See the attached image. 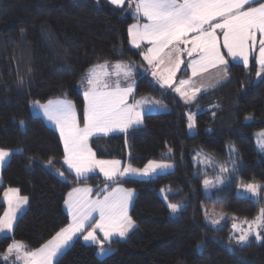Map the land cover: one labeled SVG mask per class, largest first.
I'll return each mask as SVG.
<instances>
[{
  "label": "trees",
  "instance_id": "1",
  "mask_svg": "<svg viewBox=\"0 0 264 264\" xmlns=\"http://www.w3.org/2000/svg\"><path fill=\"white\" fill-rule=\"evenodd\" d=\"M131 5L128 0L119 7L109 0H0V148L13 150L0 168V214L6 207L3 189H19L28 197L11 234L0 236V256L13 240L34 250L67 227L63 202L71 187L88 184L99 192L118 183L135 190L128 210L134 228L109 241L113 251L102 259L97 246L78 236L54 264H264V239L251 237L238 245L229 220L214 226L204 219L211 209L244 219L264 209V154L254 138L264 129V72L255 79L253 59L247 66L230 61L227 78L191 102L135 72V96L162 99L167 110L146 113L140 126L90 142L99 159H122L136 167L153 159L174 164L149 178L74 177L63 166L57 130L30 112V101L63 96L74 102L82 123L84 101L77 85L94 63L124 59L141 66L142 54L128 43ZM189 113L196 114L193 134L187 130ZM198 150L213 161L194 163ZM219 174L224 183L205 195V179ZM252 183L260 186L256 198L238 193ZM167 201L182 204L176 215Z\"/></svg>",
  "mask_w": 264,
  "mask_h": 264
},
{
  "label": "snow or ice",
  "instance_id": "2",
  "mask_svg": "<svg viewBox=\"0 0 264 264\" xmlns=\"http://www.w3.org/2000/svg\"><path fill=\"white\" fill-rule=\"evenodd\" d=\"M125 2L126 0H110L111 4L118 7L123 6ZM128 3L131 4V0H128ZM253 3L258 6H251ZM136 12L142 14L147 19V23L142 27L130 25L129 35L137 47H139V40H148L153 44L148 52L154 55H145L149 64H152L154 59H157L160 64L165 63V60L161 58V53H164L165 49H170L167 53V63L170 65L169 75L162 79V86H171L172 77L184 63L180 59L184 51H187L188 56L198 52V59L189 63L193 76H196L198 72H206L208 67L215 68L220 65L223 70L221 79L227 78L228 60L221 52V47L227 49V55L233 60L240 58L247 66L250 52L255 49L257 43V32L261 37L257 63L261 66V71H264V3H260L259 0H137ZM217 18L221 22L212 23ZM216 29L223 30L222 46L216 35ZM189 33H197V35L193 36L190 41L192 47L186 50L180 45L189 42L185 39ZM173 54H175L174 59ZM104 67L106 65L94 66L91 70L92 75L88 78L89 89L84 93L87 103L83 114V128L79 127L75 106L71 101H49L47 105L41 106L45 115L59 128L64 143L65 161L70 168L75 169L78 176L99 167L100 171L110 180L130 173L148 175L158 168L169 167L170 165L167 164L149 161L144 169L127 167L120 171L119 161L96 160L95 154L87 148V140L92 135L107 134L116 130L124 131L129 126L142 122L141 113L135 111V105L126 103L127 96L133 91L131 84L123 89L118 81L115 86L110 85L101 75L95 73V68ZM115 68L118 70L117 77L122 74L125 79L130 78L132 70L127 64L118 62ZM153 75L156 76L157 73L153 72ZM257 75H260V72ZM188 83L189 81H180L181 85ZM218 83L219 81H216L209 87H215ZM176 91L188 100L195 98V93L201 91V88H194L191 97L180 87L176 88ZM191 127H193L192 117L189 116V128ZM9 155L8 150L0 148V165ZM204 183L207 185L209 181L205 180ZM259 188L260 186L256 184L246 185L247 191L254 195L257 194ZM81 191L87 193L91 189H74V192ZM18 193L19 189L14 188H9L4 193V198L8 202V210L0 215V233L7 234L13 231L17 213L22 210L24 204L28 203V197H19ZM131 195V190L125 191L118 188L114 189L113 193L105 195L102 200H89L82 197L72 201V193H69L70 199L66 200L65 204L68 205L72 214L73 222L70 225L62 228L38 249L28 251L21 241L13 240L8 245L7 252L9 254L15 252L17 259H23L24 264H53L76 233L86 232L84 240L99 243L100 253H106L110 249L103 247L104 241L97 240L96 231H102L106 240L113 235L120 237L127 235L135 223L127 211ZM169 207L175 212L178 205L170 204ZM93 213L99 214L98 220ZM252 223L256 224L257 230L252 228ZM260 228H264V209H261L260 217L250 223L249 229L242 231L235 238L236 244H246L252 235H255L258 241L264 239V235L258 230ZM7 258L5 256V259Z\"/></svg>",
  "mask_w": 264,
  "mask_h": 264
},
{
  "label": "rangeland",
  "instance_id": "3",
  "mask_svg": "<svg viewBox=\"0 0 264 264\" xmlns=\"http://www.w3.org/2000/svg\"><path fill=\"white\" fill-rule=\"evenodd\" d=\"M133 1L135 2V0H133ZM260 3H264V1H261ZM132 4L133 5H131L132 6L131 9L130 8L126 9L134 17V20L131 23H129L128 28H129L130 25H133V24L141 25V27H142L143 24L147 23V19L145 17H141V15L139 16L138 15L139 13L136 12V9L134 8L136 6V2L132 3ZM251 6L256 7L258 5L257 4H252ZM245 7H247V6H245ZM219 22H221V21H220L219 18H217L212 23H219ZM193 34L194 33H189L188 34V36L185 39L187 41H189V42L186 43V44H181L180 45L181 48H184V49L187 50V49H190L192 47V44H191L190 41L192 40L193 36L197 35L196 33L194 35ZM216 35L219 38L220 45L222 46V44H223V30L216 29ZM260 38H261L260 34H259V32H257V34H256L257 43H256V46H255V49L252 50L250 52V55H249V63H250L251 59H253L255 61V63H256L255 79H258L261 76V74L264 72V71H261V66L259 65V63H257V57L259 55V40H260ZM144 41L147 42L148 40H144ZM152 47H153V44L150 43V45H143L142 47L137 48L138 52L140 51L139 53L142 54V56H141L142 57V61L139 63V65H141L143 67H141V66L137 67V65L135 67L134 64L131 65L130 62H128L127 60H124V59H117L115 61H104L102 63H94L88 70V76H83L82 80L77 85L78 90H80L81 93H82V99L84 101V108H85V105L87 103V101L85 100V97H84V93L86 91H88V89H89L88 78L92 75V71L91 70H93V67L96 66V65H105L108 62L111 63L109 66L106 65V67H104V68H95V73L101 75L102 78L105 81H107V83H109L112 86H115L117 81L119 82V85H120V87L122 89L123 88H127L131 84V86L133 88V91L127 96L126 103L128 105H135V111L141 113L142 122L139 123V124H133V125L129 126L127 128L128 130H129V128L137 127V126H140L141 124H143L144 123V121H143V115L144 114H146V113L148 114V113H151V112H162L163 110H167V106L162 101V99L154 98V97H151V96L150 97L142 96V97H139V98L137 96H135V93H134L135 88L134 87H135V83L137 82V79H136V76H135V72L147 73L148 76L152 77L153 81H155V83L157 84L158 87L168 88L169 90H171L172 92L177 94L183 101L185 100L186 102H191L195 98L186 100L185 97L181 96L180 92L176 91V88L180 87L182 89V91L186 92L188 94V96H190V97L193 96V89L194 88H201V91L195 93V97H197V95L200 94L201 92L205 91L208 88H211V87H209L210 84L216 83V81L220 82V81L223 80V79H221V77L223 76V70H222V66H220V65H217L215 68L208 67L206 72H202V73L198 72L196 76H193L192 68L189 66V63L192 60L198 59V52H194L192 56H188L187 51H184L180 55V59L183 60L184 63H182L180 65V68L175 72V75L172 77L171 86L170 87L167 86V85L162 86V79L169 75L168 68L170 67V65L167 63V59H168L167 53L169 52L170 49H165L164 53H161V58H163L165 60V63L160 64L157 59H154L153 63L149 64L148 60L145 59V55H148V56L152 55L151 53H149V52L147 53L146 52V50L148 51V49L152 48ZM221 52L225 55V59L228 60V63L230 61H235V62L239 61V62L243 63L242 59H240V58H237V59L233 60L232 57L227 55V49H225L223 47H221ZM174 58H175V54H173V59ZM118 62L122 63V64H127L131 68L132 74H131L129 79H125L122 74L119 77H117L116 73H117L118 70L115 68V65ZM153 72H156L157 75L154 76ZM258 72H260V75H257ZM181 80L189 81V83L185 84V85H181L180 84ZM201 86H203V87H201ZM56 100H67V101H70V100H68L66 98H63V97H61V98L60 97H52V98H50L49 100H47L45 102L30 101L29 102V104H30V106H29L30 112L33 115H38V116L39 115H43V117L45 118V120H46V122L48 124H50V125L53 124V125L56 126V123L53 120H50L45 115L44 110L41 107L42 105H47L49 101H56ZM137 101H139L140 103L137 104L136 103ZM72 104L75 106L74 102H72ZM75 112L77 114L79 127H81V125H80L81 121H80L79 113L76 110V107H75ZM83 112H84V109H83ZM194 115H196V114L195 113L187 114V119H188L187 130L191 134L196 132L195 119H193ZM189 116L192 117L193 127H191V128H189ZM82 121H83V117H82ZM120 132H123V131L116 130V131H113V132H109L107 134L99 133V134H95V135L90 136L91 138L89 140H87L88 149H90L91 152L94 153V150H93V148H92V146L90 144V141H91L92 138H96L98 136L106 137L107 135H110V134L114 135V134H118ZM254 138H255L256 149H258L259 152L264 154V129H260V130L255 131ZM7 150L10 152V154H11V152H13V150H10V149H7ZM7 160H8V157L6 158L5 162L2 165H0V168L7 162ZM103 160H108V159H103ZM113 160L120 162L119 165H118L120 171H123V169H124L122 166H124L125 168L131 167V168H136V169H144L145 165H147L149 161H153V162L158 163V164L170 165L169 167H166V168H158V169H156V171L151 172L148 175H143V174H140V173H130V174L125 175V176H118V178H120V177H136V178H139V179L149 178L151 176H154V174L165 173L167 171H171L174 168V164L172 162L168 161V160H156V159L148 160L142 165V167H136V166L130 165L129 163L124 162L122 159H113ZM192 160H193L194 163H198L199 162V163H202L203 165H209V163H211L213 161V158L211 157L210 154H208L206 152H203L201 150H198L196 153L193 154ZM62 162L65 163V159L62 160ZM88 173H89L88 175H100L102 179L107 180V181L110 180L104 175L103 172L100 171L99 167L95 168L94 170H92V172H88ZM205 180L209 181V183L207 185H205V183H203V185H204L203 186V191H204L205 195H210L213 188L220 187L224 183L222 174L221 175L219 174L216 177H207ZM111 181H113V180H111ZM255 184L258 185V183H255ZM246 185H248V184H245L244 186H240L238 188V193L242 194V195H244V194L245 195H251V196L256 198V196H258V192H257V194L254 195L253 193L247 191ZM114 186H117V187H113L112 189H110V193H113V190L114 189H118V188L119 189H123L125 191L131 190L132 195H131V199L128 201V209H127V211H128L130 206H131V204H132V202H133V197L135 195V190L134 189H130V188H126L123 185H119L118 183H116ZM6 190H7V188L3 189L1 195H2V201L8 205L7 200H5V198H4V193H5ZM101 191H102V189H101ZM101 191H99V192L101 193ZM164 192H165V189H160V193L162 194L163 198H165L164 197ZM106 195H108V194H106ZM118 195H119V193H118ZM170 204H175V203H171V202L167 201V206L170 209V214L174 216V215L177 214L179 208L182 207V204L181 203L176 204V205H178V208H177V210L175 212H173V210L169 207ZM6 210H8V209H6ZM6 210H4L3 213ZM260 215H261V209L259 210L257 215L254 216V218H250V219H248V218L244 219V218H241V217L232 216V215H230V214H228L226 212H220V211H216V210L211 209V210H208V211L204 212V219L206 220L207 223H209L210 225H214V226L221 225L224 222H226L227 220H229V222H230L229 226H230V229H232V233H233L234 240H235V238L238 235H240L242 231L248 230L249 226H250V223L255 221L257 217H260ZM71 219H72V217H71ZM96 220H97V218H96ZM213 221H216V223H213ZM245 221H247V223ZM72 222H73V220H72ZM233 225H235V227H233ZM251 226H252V228L254 230H257V226H256L255 223H252ZM258 230L261 232V234L264 232V228H260ZM97 231L99 232L100 235L103 233L100 230H97ZM97 231H96L97 240L104 241L103 247L110 249V251L102 254L99 251V249L101 247V245L99 243L93 242V241H85L84 237H83V240L82 239L81 240L84 243L88 244V245L94 244L95 246H97L96 247L97 248L96 255H97L98 258L102 259V257L108 255L109 253H111L113 251V248H111V246H106V244L108 243L107 241L110 240L112 237H117L119 235H113L109 239L106 240V239L103 238L102 235H101L102 237L100 235H98ZM2 235H10V234L0 233V236H2ZM75 236H76V234H75ZM251 237H254V239H255V235L250 236V238ZM234 243H236V242L234 241ZM7 248H8V246H7ZM7 248L5 249V251L3 253H1L0 260L2 258L8 264H24V260L23 259H17L15 252L9 254L7 252ZM2 254H4V255L2 256ZM13 254L15 256V260L14 261H13ZM9 255L12 258L5 259V256L8 257Z\"/></svg>",
  "mask_w": 264,
  "mask_h": 264
},
{
  "label": "crops",
  "instance_id": "4",
  "mask_svg": "<svg viewBox=\"0 0 264 264\" xmlns=\"http://www.w3.org/2000/svg\"><path fill=\"white\" fill-rule=\"evenodd\" d=\"M110 1V0H109ZM135 2L137 3V0H135ZM133 0H131V3H135ZM133 5V4H132ZM135 9H136V6L134 7ZM139 16L141 15V17H143L142 16V14H138ZM133 25H136V24H133ZM141 26V25H140ZM127 32H128V43H129V45H130V47H132V48H135V49H137V48H139V47H142L143 45H150V42L149 41H147V42H145L144 40H139L138 41V43H139V47H137V45L136 44H134L133 42H132V37L129 35V28L127 27ZM195 34V33H194ZM193 34V35H194ZM197 34V33H196ZM142 52V51H141ZM146 52L148 53V51L146 50ZM152 55H154L153 53H151ZM152 55H149V56H152ZM111 63H106L105 65H107V66H109ZM85 76H88V71L85 73ZM136 84V83H135ZM61 97H63V96H61ZM60 97V98H61ZM63 98H66V97H63ZM67 99V98H66ZM69 100V99H68ZM42 116V118L44 119V121L46 122V120H45V118L43 117V115H41ZM46 124L47 125H49L50 127L52 126L53 128H55L56 130H57V132H58V135L60 136V132H59V129L55 126V125H53V124H48L47 122H46ZM81 125V128H83L84 127V124H83V122L80 124ZM127 130V129H126ZM125 131V130H124ZM111 135V134H110ZM98 137H101V136H98ZM91 137H89L88 138V140L90 139ZM60 139H61V136H60ZM90 144H91V142H90ZM61 145H62V147H63V160L65 159V151H64V143H63V140L61 139ZM87 148H88V146H87ZM96 158V157H95ZM97 159V158H96ZM99 159V158H98ZM97 159V160H98ZM99 160H102V161H114L113 159H109L108 158V160H103V159H99ZM63 166H64V168L65 169H67L74 177H85V176H87L89 173L87 172V173H85L84 175H81V176H78L77 174H76V171H75V169H73V168H70L69 167V164L65 161V163H63ZM123 168H125L124 166H122ZM89 172H92V171H89ZM95 172V171H94ZM98 172V171H97ZM61 173H62V175H61ZM58 175L61 177V178H64V177H66V173L64 172H60V173H58ZM115 184H111L110 186H105V187H103L102 188V191H101V189H100V191H101V193L100 192H96V190H94V188L92 187V186H90V185H86V184H79V185H76V186H74V187H71L68 191H67V193H66V196H65V200H64V209H65V211L69 214V216H70V221H69V223L67 224V226L68 225H70L71 223H72V219H71V217H72V214L69 212V208H67L68 207V205H66L65 204V201L68 199H70V197H69V193H72V197H71V200L72 201H76V200H78L79 198H86V199H89V200H96V199H103L104 198V196L106 195V194H111L110 193V189H112L113 187H117V186H114ZM119 187V186H118ZM121 187V186H120ZM9 188H11V187H9ZM9 188H7V189H9ZM15 189V188H14ZM74 189H91V191H89V192H87V193H85V192H83V191H81V192H74ZM18 196L19 197H25V196H23V195H21V194H19L18 193ZM5 204V209L4 210H6V209H8V205L6 204V203H4ZM26 207H27V204H24L23 206H22V210L20 211V212H18L17 213V218H18V216L21 214V212L22 211H24L25 209H26ZM3 214V212L1 213V215ZM93 215L97 218V220L99 219V214L98 213H93ZM128 215H129V212H128ZM95 221H93V223H94ZM66 228V227H65ZM134 228V227H133ZM132 228V229H133ZM131 229V230H132ZM131 230H129V232L131 231ZM60 231V230H59ZM59 231H57V232H59ZM56 232V233H57ZM98 232V231H97ZM7 234H11V232H9V233H7ZM86 234V232H84L83 234H81V233H76V236L74 235L73 236V238H72V240L71 241H69V243H68V245L75 239V238H77L78 236H80L81 238H82V240H83V235H85ZM56 234H54L49 240H51L54 236H55ZM98 235H100L99 234V232H98ZM102 236H103V238L105 239V237H104V234L102 233L101 234ZM100 235V236H101ZM101 236V237H102ZM113 238H123V237H120V236H117V237H112L110 240H108L107 242H109V241H111ZM49 240H47V241H45V243L44 244H46ZM106 243V242H105ZM44 244H42V245H44ZM41 245V246H42ZM67 245V246H68ZM41 246H39V247H37V248H34V250L35 249H38V248H40ZM67 246L63 249V251L67 248ZM27 249V248H26ZM28 251H32V250H30V249H27ZM62 251V252H63ZM61 252V253H62ZM60 253V254H61ZM4 254H2V256H3ZM8 258H12L10 255L8 256ZM57 258V257H56ZM15 260V256H14V254H13V261ZM56 261V259L53 261V264H54V262ZM0 264H8V263H6L2 258H1V260H0Z\"/></svg>",
  "mask_w": 264,
  "mask_h": 264
}]
</instances>
